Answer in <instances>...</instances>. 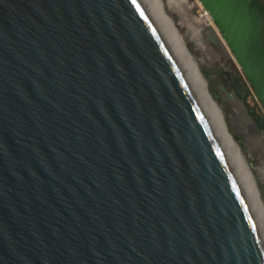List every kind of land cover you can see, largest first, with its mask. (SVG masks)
Listing matches in <instances>:
<instances>
[{"label":"water","instance_id":"water-1","mask_svg":"<svg viewBox=\"0 0 264 264\" xmlns=\"http://www.w3.org/2000/svg\"><path fill=\"white\" fill-rule=\"evenodd\" d=\"M198 1L264 104V3ZM0 264H264L138 0H0Z\"/></svg>","mask_w":264,"mask_h":264},{"label":"rangeland","instance_id":"rangeland-1","mask_svg":"<svg viewBox=\"0 0 264 264\" xmlns=\"http://www.w3.org/2000/svg\"><path fill=\"white\" fill-rule=\"evenodd\" d=\"M144 1L149 10L150 0ZM186 1L189 6L181 9L171 0H161L165 13L167 12L181 34L204 75L212 98L222 110L220 112L227 129L243 153L245 166L249 168L247 170L250 171L251 179H254L253 183L259 189L258 192L260 191L258 198L260 197L259 201L261 199L264 211V130L257 123V115L264 118V104L257 99L250 82L222 40L213 21L203 16L202 4L198 0ZM192 25L195 28L198 26V34L194 35ZM233 76L238 77L244 85V96L238 95L233 86L228 84L227 80ZM233 170L235 173L234 168Z\"/></svg>","mask_w":264,"mask_h":264},{"label":"bare ground","instance_id":"bare-ground-1","mask_svg":"<svg viewBox=\"0 0 264 264\" xmlns=\"http://www.w3.org/2000/svg\"><path fill=\"white\" fill-rule=\"evenodd\" d=\"M138 1L142 4L146 14L155 26L162 41L179 66L184 78L192 89L217 139L219 140L232 169H235L234 174L236 178H238L237 180H239L238 183L240 182L239 185L241 184L243 188L244 192H242L243 194L245 193L244 196L254 216L264 247V211L261 205V199L259 201L260 197L258 198L260 191L258 192L259 189H257L253 183L254 179L253 181L251 179L249 174L250 171L248 172L249 168L245 166L243 161V153L238 143L234 140L231 132L225 125L226 123L223 121V117L220 112L222 110L219 109L217 103L212 98L204 75L199 69L185 41L182 39L181 34L178 33L177 28H175L173 25L172 20L166 14L167 12L165 13L161 0H150L151 5L149 10L147 9L144 0ZM171 2L178 5L181 9H186V5L187 7L189 6L186 0H171ZM203 16H206L207 19H210L209 14H203ZM192 27H194V25H192ZM197 29L198 26L197 28L194 27V35L198 34Z\"/></svg>","mask_w":264,"mask_h":264},{"label":"flooded vegetation","instance_id":"flooded-vegetation-1","mask_svg":"<svg viewBox=\"0 0 264 264\" xmlns=\"http://www.w3.org/2000/svg\"><path fill=\"white\" fill-rule=\"evenodd\" d=\"M227 82H228V84H230V85L233 86V88L235 89V91H237V87H238V85L240 84V81H239L238 77L233 76V77L229 78V79L227 80ZM256 115H257V114H256ZM258 116H259V115H257V117H258Z\"/></svg>","mask_w":264,"mask_h":264},{"label":"built area","instance_id":"built-area-1","mask_svg":"<svg viewBox=\"0 0 264 264\" xmlns=\"http://www.w3.org/2000/svg\"><path fill=\"white\" fill-rule=\"evenodd\" d=\"M202 9L204 10V14L208 15V11L206 9H204L203 7H202Z\"/></svg>","mask_w":264,"mask_h":264},{"label":"clouds","instance_id":"clouds-1","mask_svg":"<svg viewBox=\"0 0 264 264\" xmlns=\"http://www.w3.org/2000/svg\"><path fill=\"white\" fill-rule=\"evenodd\" d=\"M204 8V7H203ZM205 9V8H204ZM209 14V13H208ZM210 16V15H209Z\"/></svg>","mask_w":264,"mask_h":264},{"label":"trees","instance_id":"trees-1","mask_svg":"<svg viewBox=\"0 0 264 264\" xmlns=\"http://www.w3.org/2000/svg\"><path fill=\"white\" fill-rule=\"evenodd\" d=\"M261 1H263V0H261Z\"/></svg>","mask_w":264,"mask_h":264}]
</instances>
